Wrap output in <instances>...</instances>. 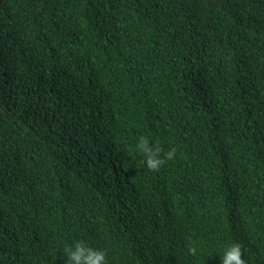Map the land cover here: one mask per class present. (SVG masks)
I'll list each match as a JSON object with an SVG mask.
<instances>
[{
  "label": "trees",
  "instance_id": "1",
  "mask_svg": "<svg viewBox=\"0 0 264 264\" xmlns=\"http://www.w3.org/2000/svg\"><path fill=\"white\" fill-rule=\"evenodd\" d=\"M140 135L176 159L150 172ZM77 240L264 264V0H0V264Z\"/></svg>",
  "mask_w": 264,
  "mask_h": 264
},
{
  "label": "clouds",
  "instance_id": "2",
  "mask_svg": "<svg viewBox=\"0 0 264 264\" xmlns=\"http://www.w3.org/2000/svg\"><path fill=\"white\" fill-rule=\"evenodd\" d=\"M132 152L143 158V163L150 172H159L165 165L174 161L177 157L176 147H170L166 150L159 143L153 142L147 135L137 137ZM155 217H157L154 221L155 229L160 233L167 227L171 236L184 224L162 218L158 212H156ZM187 251L192 256L197 254V246L194 241L189 242ZM245 252H247L245 245L241 241L227 244L221 255V264H247L243 258ZM63 253L65 264H109V262L131 264L127 259L115 253L108 257L105 250L97 248V246L89 244L85 240L74 241L64 248Z\"/></svg>",
  "mask_w": 264,
  "mask_h": 264
}]
</instances>
